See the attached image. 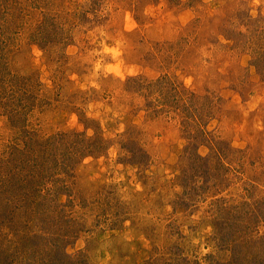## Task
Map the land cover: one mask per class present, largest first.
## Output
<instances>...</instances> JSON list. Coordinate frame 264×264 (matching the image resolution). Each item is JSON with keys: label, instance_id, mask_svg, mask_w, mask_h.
Returning <instances> with one entry per match:
<instances>
[{"label": "rangeland", "instance_id": "rangeland-1", "mask_svg": "<svg viewBox=\"0 0 264 264\" xmlns=\"http://www.w3.org/2000/svg\"><path fill=\"white\" fill-rule=\"evenodd\" d=\"M19 2V27L0 35V74L17 76L29 99L0 107V158L15 163L26 144L57 136L45 153L60 162L26 165L50 176V195L30 192L42 205H21L15 219L5 185L15 186L0 178V215L13 223L3 222L4 241L25 232V213L42 239L10 253L4 243L17 256L9 263L45 260L52 232L73 236L65 251L87 264H224L231 232L241 264H263L264 0ZM40 25L55 34L39 47ZM185 173L198 174L197 191L181 186ZM247 228L253 245L239 234Z\"/></svg>", "mask_w": 264, "mask_h": 264}, {"label": "trees", "instance_id": "trees-1", "mask_svg": "<svg viewBox=\"0 0 264 264\" xmlns=\"http://www.w3.org/2000/svg\"><path fill=\"white\" fill-rule=\"evenodd\" d=\"M21 3L19 2V0H9V2L7 3H3V1H1V14H0V18H2V23L0 24V35L2 33H5L7 31L13 32V30L16 29L18 23L20 22L22 18V14L24 12V8L21 7ZM17 11V12H16ZM75 13V12H74ZM85 13V12H84ZM85 15V14H84ZM85 17V16H84ZM85 20V19H84ZM49 25L53 24V23H48ZM37 29L40 31L37 34L38 40H36L35 44L39 45H45L46 43H49V39L51 38V36L55 33H49L45 34V32L47 31L46 28L42 27V25L38 26ZM35 29V30H37ZM2 30V31H1ZM45 31V32H43ZM57 34V32H56ZM33 35V34H32ZM44 42V43H43ZM34 44V42H33ZM0 60H1V56H0ZM7 70V69H6ZM5 75L1 76L0 74V107L6 110H9L12 105H7V101H12L13 103L16 102L17 104H21V100H27L29 99L28 97V91L26 89H24L19 85V82L17 81L18 77L15 76L14 74H9L6 78V80L4 79ZM6 81V82H5ZM164 82V80H163ZM164 85L162 86H168V83H163ZM175 90V86L173 87V91ZM186 92V91H184ZM187 95L190 94L189 92H186ZM191 96V103H197V102H207L208 98L206 96H193L192 94ZM8 104H10L8 102ZM16 108V106H13L12 109ZM21 109V108H20ZM195 112H199V110L201 109L200 107L197 108V106L194 108ZM12 111V110H11ZM201 112L198 113V117L200 120H202V125H200V131L207 135V132L204 131L203 126L205 125L204 121H203V111L200 110ZM209 114V112H204V116L206 114ZM192 117H194L193 119H196V116L193 115ZM208 117V116H207ZM200 122V123H201ZM57 136H53L50 139H37V140H33L31 142V144H26L25 148H21L20 152L18 153V156H16L17 158V162H10V159H12V157H7L4 159V157L0 158V163L1 165L4 164L5 166L2 168L6 170L4 171L5 177L3 178L2 176H0V178L2 180H4L5 182L9 183V186H15V187H6V192L11 193V196L8 198L7 197V202H8V206L9 208L14 205V209L10 210V212L12 213L11 216L15 219V215L16 212H19V209H21V205L25 206L24 209H27L28 205L34 206V207H39L40 205H42V200H38L37 197L30 195L29 193H35L37 192L38 194H40L38 197L42 196V192H44L45 194L43 196L47 197L48 195H50L49 192L50 190H47V185H49L50 182L49 181V177L48 178H43L42 180L40 179H36L34 174H24V169H26V165L28 164H37L36 162H38L40 164L39 158L41 156H43L44 158H46L48 161L47 162H52V161H56V162H60L57 156H54L53 154H49L45 153L46 149H47V145L50 144V142H52L53 140H56ZM216 141V140H215ZM216 143L218 144L219 142L216 141ZM141 150L140 149H136L135 151L131 150V157H132V161L133 164L134 163H139L138 161V156H140L141 154ZM35 154V155H34ZM90 155V154H88ZM138 155V156H137ZM218 155V154H217ZM36 158L37 161L33 162L34 157ZM82 157H85V155L81 154ZM137 156V158H135ZM81 157V158H82ZM198 159H200V161L202 162H206L207 158L201 157V156H197ZM218 158H220V156L218 155ZM67 159V158H66ZM135 159V160H134ZM137 159V160H136ZM222 158H220L221 160ZM54 161V162H55ZM62 164H65V162L63 160H61ZM204 172L206 173L207 170H204ZM31 173H33L31 171ZM40 173V172H39ZM47 173L53 174L52 170L47 171ZM198 174H193L192 176H186V173L183 175V184L181 185L184 189L186 187H188L189 185V191H197V187L196 184L197 182L194 181L196 178L195 176H197ZM205 176V174L203 175ZM8 178H14L13 181L10 182V179L8 180ZM26 180H30L29 185H30V189L27 190L25 186H22L20 183L25 182ZM206 181H203V183H205ZM36 183V184H35ZM200 184L201 186L203 185ZM26 189V190H25ZM32 189V190H31ZM25 196H27V199H23ZM9 199V200H8ZM260 204H256V206L260 209L259 207ZM33 207V208H34ZM32 208V207H31ZM27 211V210H26ZM9 212V213H10ZM32 217L34 216V213H31ZM29 215V213H25V215H22L21 217H18V222H17V226H21L23 227L25 230V232H22V230H18L16 231L15 236V240H8V241H4V236L6 232H3L2 226H3V222H5V219H7L8 217H5L6 214L2 217V215H0V261H2L4 264H10L9 261L10 259L12 260V258H14L16 255L12 254L10 255L9 253L14 250H11V247H15L17 246V248L19 249L18 251H23L25 247V244H27V242L29 243V245H31V247L34 246H39L40 241L42 239L40 238V235L36 234L35 232H30L31 227L29 226L28 220L26 219V216ZM260 215H262V217L264 218V209L262 211H260ZM34 218V217H33ZM258 219V216H257ZM4 220V221H3ZM8 220V219H7ZM35 220V219H34ZM33 220V221H34ZM9 221V220H8ZM68 221V220H66ZM10 222V221H9ZM36 222V221H35ZM11 225L13 224L12 222H10ZM37 223V222H36ZM39 226V228L41 230H54V228H46L43 226H40L39 224H37ZM225 226V225H224ZM9 229H10V224H9ZM248 232H246V230H242L239 234H248L249 238L247 239V241H249L247 244L248 245H253V243L256 241V236L254 238V235L250 233L249 228H247ZM58 230V234H59ZM21 232L23 233L21 236ZM54 233V232H53ZM13 234V231L9 232L8 236H11ZM51 234V237H50ZM47 233L44 232L43 236H45L44 238L47 240L49 237V239H59L58 242L54 241L52 243H50L53 248L50 249L49 253L45 254L44 256L46 257L45 260L41 259L40 264H87L86 261L81 258V257H73L70 256L66 253L65 251V247L67 246L68 242H70V240L72 239L73 236L68 235V233L64 234L63 237L57 236L56 234L52 235V232ZM75 234V233H74ZM238 236L235 234V232H233V236H237V241L242 240L244 236L240 235ZM256 234V233H255ZM60 235V234H59ZM253 235V236H252ZM246 237V236H245ZM232 237H231V232H227L226 234L223 233V241H222V247L223 248H230L231 250V258L229 261L225 262L224 264H241L242 259H239L237 256V253L235 254L236 251H239V253H241L240 251L241 248H237V245H234L232 243ZM61 240V241H60ZM4 243H8L9 245L11 244V246L9 247V253L7 252V250L1 249L2 245H4ZM245 245V244H244ZM250 253L246 251V254L244 253V258L245 256ZM43 255V254H41ZM17 258V256H16ZM242 258V256H241ZM13 261V260H12ZM34 262V261H33ZM37 263H33V264H37ZM249 264H257L258 261L257 260H250V262H248ZM264 264V262H262Z\"/></svg>", "mask_w": 264, "mask_h": 264}]
</instances>
